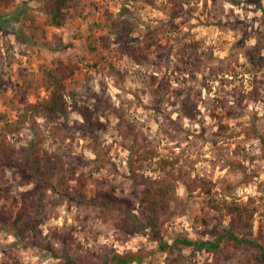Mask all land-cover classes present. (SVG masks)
Listing matches in <instances>:
<instances>
[{"label":"rangeland","instance_id":"obj_1","mask_svg":"<svg viewBox=\"0 0 264 264\" xmlns=\"http://www.w3.org/2000/svg\"><path fill=\"white\" fill-rule=\"evenodd\" d=\"M54 3L0 1V20L24 7L39 23L34 33L24 15L5 24L30 42L0 30L13 58L0 64V264H67L54 256L63 248L137 253L138 264H258L262 251L229 233L216 255L183 243L161 251L149 232L117 223L166 180L176 195L160 202L163 240L226 230L264 248V0H68L59 25ZM48 68L65 83L58 112L29 106L49 96ZM31 190L38 236L13 223Z\"/></svg>","mask_w":264,"mask_h":264},{"label":"trees","instance_id":"obj_2","mask_svg":"<svg viewBox=\"0 0 264 264\" xmlns=\"http://www.w3.org/2000/svg\"><path fill=\"white\" fill-rule=\"evenodd\" d=\"M1 2H9V0H0ZM55 3L53 7L50 9L51 21L52 23L59 25L62 21L60 19L62 8L67 5L68 0H54ZM21 15H24V20L27 19V29H29L32 33L35 32L38 27L39 23L29 14L27 8H22L21 10L14 11L13 14L9 15L5 19L0 20V30H3L4 33L10 34L13 33L16 35L17 39L30 42L31 38L27 36L26 32L19 29H12L10 25L7 27L5 26L6 23H9L10 20L15 19L14 23H19L21 19ZM8 59V62H12L13 58L10 56L6 57V54L0 48V64H3L5 59ZM5 67L0 69V82H2L5 72ZM44 86L49 91V96L47 98H43L42 100H38L36 103L29 104L32 110H43L44 112H58L62 109L65 105V98H64V90H65V83L61 79L56 72L50 68L45 70L44 74ZM28 108L26 111H28ZM189 117H194L192 112H186ZM27 112L24 115H21L20 119L22 122L26 119ZM9 125L7 124V127ZM17 128V127H16ZM9 154V148L5 145V139L0 140V159ZM39 169H42L41 165L39 164ZM5 173V168L1 165L0 160V179H3ZM152 188L156 197L149 200L147 203L141 202V207L139 209V213L134 211H127L124 215L120 218L117 223V227L123 232H127L129 234H144L149 232L151 237L154 241L159 243V249L161 251L166 250H173L178 243H183L184 245L193 247V252L195 251H205L212 254H218L221 251V245L223 238L226 233H229L234 240L238 244H245L250 247L259 248L262 253L259 256L258 264H264V248L263 246L255 240L252 239H241L237 237L235 234L230 233L229 231H224L221 233L216 240L212 239H197L191 240L187 237L177 238L172 244H169L165 240H163L161 236V223H160V214H161V207L160 202L166 199H172L176 195V186L173 182H169L166 180L155 179L152 181ZM37 194L34 190L28 191L23 196V202L26 208L23 211H20L14 219V224L19 226L20 223L23 225L20 228L19 232H31L33 235L38 236L41 232L39 228V224H41V220L39 218L41 209H38L35 213L29 212V209L32 207L30 200L32 199L33 195ZM3 197V191L0 187V212H1V200ZM37 206L42 207L44 209L45 202L43 198H38ZM37 207V208H38ZM234 211L238 212L239 219L243 217V209L240 207L229 208V213H233ZM18 232V235H19ZM44 249L53 251L48 243L39 242ZM55 257L64 259L65 263L67 264H132V263H140L142 262L144 256L137 253L126 252V253H119L115 250H105L101 256L98 258L94 255L91 256H81V255H73L67 248H63L62 252H55ZM169 262H172L170 258L168 259ZM13 264H24L21 262L19 258L13 259ZM171 264V263H170ZM174 264V263H173ZM197 264H217L216 261L210 262L206 261L203 263Z\"/></svg>","mask_w":264,"mask_h":264}]
</instances>
